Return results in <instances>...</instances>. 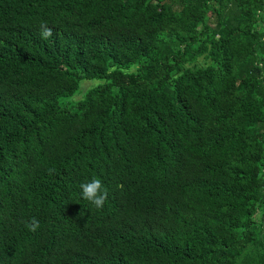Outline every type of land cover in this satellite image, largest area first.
Masks as SVG:
<instances>
[{
  "label": "trees",
  "instance_id": "trees-1",
  "mask_svg": "<svg viewBox=\"0 0 264 264\" xmlns=\"http://www.w3.org/2000/svg\"><path fill=\"white\" fill-rule=\"evenodd\" d=\"M0 264H264V0H0Z\"/></svg>",
  "mask_w": 264,
  "mask_h": 264
},
{
  "label": "clouds",
  "instance_id": "clouds-1",
  "mask_svg": "<svg viewBox=\"0 0 264 264\" xmlns=\"http://www.w3.org/2000/svg\"><path fill=\"white\" fill-rule=\"evenodd\" d=\"M39 34L42 39H48L53 35V31L51 28L47 27L46 24L42 23L40 25ZM54 171L55 169H49V174ZM79 188L81 199L88 201L98 210L103 208L108 199V191L99 177L93 176L91 179L82 182ZM23 223L24 227L30 232H35L40 227L39 220L36 217H32L30 220L24 221Z\"/></svg>",
  "mask_w": 264,
  "mask_h": 264
},
{
  "label": "rangeland",
  "instance_id": "rangeland-1",
  "mask_svg": "<svg viewBox=\"0 0 264 264\" xmlns=\"http://www.w3.org/2000/svg\"><path fill=\"white\" fill-rule=\"evenodd\" d=\"M100 83H103V81L83 80L81 82L80 90L77 92V94L73 97L62 98L61 104L68 109H73L76 106L77 101L83 99L89 89L93 88L94 86H97Z\"/></svg>",
  "mask_w": 264,
  "mask_h": 264
}]
</instances>
